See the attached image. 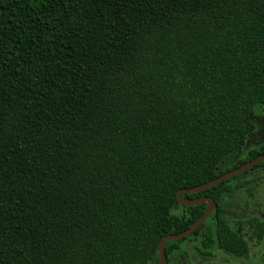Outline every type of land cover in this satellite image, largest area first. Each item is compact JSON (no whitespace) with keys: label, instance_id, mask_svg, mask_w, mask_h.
<instances>
[{"label":"trees","instance_id":"obj_1","mask_svg":"<svg viewBox=\"0 0 264 264\" xmlns=\"http://www.w3.org/2000/svg\"><path fill=\"white\" fill-rule=\"evenodd\" d=\"M262 114L264 0H0V264H156ZM258 169L182 196L215 206L165 264L263 242L222 205Z\"/></svg>","mask_w":264,"mask_h":264},{"label":"rangeland","instance_id":"obj_2","mask_svg":"<svg viewBox=\"0 0 264 264\" xmlns=\"http://www.w3.org/2000/svg\"><path fill=\"white\" fill-rule=\"evenodd\" d=\"M256 129L249 135L243 150L264 144V115L255 116ZM261 142V143H260ZM244 185L234 193L224 196V215L235 226L237 221L257 217L264 219V169L251 171L241 176ZM175 213H181L176 206ZM236 229V228H235ZM249 246L248 259L235 258L225 252L216 251L212 257L200 256L194 248L186 244L178 255L176 264H264V240L257 245L244 231L237 229Z\"/></svg>","mask_w":264,"mask_h":264},{"label":"water","instance_id":"obj_3","mask_svg":"<svg viewBox=\"0 0 264 264\" xmlns=\"http://www.w3.org/2000/svg\"><path fill=\"white\" fill-rule=\"evenodd\" d=\"M264 161V155L257 156L244 164L240 165L237 168H234L206 183L191 187V188H186V189H181L176 193V200L179 205L181 206H194V205H200L203 203L207 204V207L205 211L196 219V221L189 226L187 229L184 231L178 233V234H170V235H165L163 236L158 244H157V252H158V260L156 264H165L166 262V256H165V251H164V246L165 243L168 241H175V240H181L184 239L188 236H190L195 230H197L200 225L206 220V218L211 214V212L214 209V201L209 198V197H199V198H194V199H183V195L185 194H194V193H199L205 190H208L212 187H215L216 185H219L230 178L239 175L255 165L261 163Z\"/></svg>","mask_w":264,"mask_h":264},{"label":"flooded vegetation","instance_id":"obj_4","mask_svg":"<svg viewBox=\"0 0 264 264\" xmlns=\"http://www.w3.org/2000/svg\"><path fill=\"white\" fill-rule=\"evenodd\" d=\"M261 143V142H260ZM253 168V167H252ZM248 171V170H247ZM246 172V171H245ZM244 173V172H243ZM210 198V197H209ZM213 200V199H212ZM204 204V203H203ZM215 204V203H214ZM215 206V205H214ZM241 221V220H240ZM243 221V220H242ZM237 229L238 228H236V231H237ZM242 231V230H241ZM238 232V231H237ZM239 233V232H238ZM249 236V235H248ZM244 238V237H243ZM245 239V238H244ZM246 240V239H245ZM254 241V240H253ZM247 242V241H246ZM255 242V241H254ZM184 251V250H183ZM216 252V251H215ZM214 252V253H215ZM220 252V251H219ZM222 252H224V251H222ZM182 253V252H181ZM226 253V252H225ZM228 254V253H227ZM229 255H231V254H229ZM232 256V255H231ZM234 257V256H233ZM207 258V257H206ZM235 258H237V257H235ZM240 259H248V257L247 258H240Z\"/></svg>","mask_w":264,"mask_h":264}]
</instances>
